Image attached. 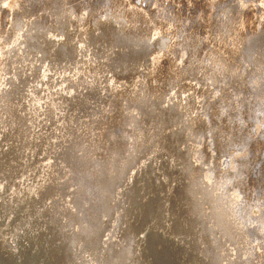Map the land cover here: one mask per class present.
<instances>
[{"label": "water", "instance_id": "1", "mask_svg": "<svg viewBox=\"0 0 264 264\" xmlns=\"http://www.w3.org/2000/svg\"><path fill=\"white\" fill-rule=\"evenodd\" d=\"M54 18L48 15L46 21ZM106 23H85L96 28L93 39L99 38L96 49L103 67L108 63L122 67L128 56L143 60L149 56L139 31L121 33L116 24ZM29 29L47 37L46 29ZM53 30L57 39L48 36L44 47L28 40L25 48L32 60L26 63L32 67L21 68L22 74L16 75L19 90L2 92L1 85L3 113H12L15 132L18 128L28 134L14 141L22 147L20 156L10 176L0 180V205L10 198L21 203L18 211L9 210V216L16 213L14 223L8 218L6 224L5 215L0 216V229L8 226L11 232L6 250L2 246L7 238L1 237L0 264H222L219 248L215 243L210 247L213 238L204 217L213 221L219 212L227 232L236 221L217 205L207 183L203 139L194 135L197 120L182 112L178 100L166 92L147 102L141 96L133 101L136 119L121 117V112L117 122L99 88L75 93V72L70 69L75 62L74 38L60 34L67 28ZM11 55L8 65L0 67L7 84L14 66ZM59 68L63 76L54 77ZM27 144H33L34 168L36 162H42V168L21 176L18 163ZM12 150L10 156L5 151L0 162L9 163L17 151ZM17 178L23 181L20 194L13 190ZM12 184L10 194H5ZM242 241L239 237L240 246ZM239 248L238 259L245 264Z\"/></svg>", "mask_w": 264, "mask_h": 264}, {"label": "bare ground", "instance_id": "2", "mask_svg": "<svg viewBox=\"0 0 264 264\" xmlns=\"http://www.w3.org/2000/svg\"><path fill=\"white\" fill-rule=\"evenodd\" d=\"M2 1L3 0H0V8L2 5L1 4ZM93 4L94 3L91 4V1H88V0H18V6L16 8L17 13L14 16V19L12 21L11 39L8 41V47L3 48V54L1 55L2 64L3 65L6 64L7 66L8 61L10 60L9 55L10 54L13 55L14 54L13 52L15 53L17 52V53L14 54L12 57L14 66L10 70L12 72L8 73V75H10L8 84L5 81L3 74L2 73L0 74V90H2L3 88L2 92H4V90H11L13 93H15L14 90L18 89V85H17L18 80L16 79V75L19 73L22 74L21 68H28L30 64L26 63V61L32 60V56L30 57V55L26 52L27 48H25L28 45V40H31L32 41L31 43H34L36 41V43H38L39 46L44 47V45L46 44V41L48 40V36H49V40L50 38L57 39L56 36H54L55 31L53 29L55 27H57V30H59L60 27L61 29L67 28V32L60 33V34L64 35L66 39H68V36L70 37V39L74 38L72 41V46L74 47V50H75V53H74L75 62H74L73 67L71 68L69 67V68L73 71V73L75 72V75L73 78L74 85H75V93L85 92L89 87L91 90L95 89V87L99 88L100 90L99 93L102 95L103 102H105V104L109 106V109L111 106L114 108V110L111 111V113H114L113 119H115L117 122L120 119L117 116L121 115V112L124 113L123 115H121V117H132L136 119L135 115L137 114V109L134 108L133 101L134 102L135 100L138 101L139 99H141V96H142L141 100L147 102L149 99L156 98L157 96L163 95L166 92L168 93V91L170 90V86L179 84L180 78L183 75H185V77L183 78V80L186 82L185 84L192 83L193 86L191 87L195 88L194 93L197 94V97L199 98L198 100H201L200 105L202 106L201 114L203 116V119H200V123L198 122L196 126V133H194V135L199 134L200 139L201 140L203 139L202 140L203 146L201 147V149L204 152L203 159L205 160L206 158V161H207V146H206L207 139H209L210 141V143H208V146L210 144L211 145L215 144L214 142L215 139L217 142H219L221 139V135L219 134L217 130L218 129L217 121H219V119L223 120L221 119L223 117L222 115L219 114L220 112L218 111L216 112L217 105H218V101H216V97L218 95L214 93L216 91L223 92L222 89L226 87L227 82L224 81L221 84L220 80H222L221 79L222 75L224 76L226 74L227 68L221 65L222 63L219 62L220 60L217 61V63L213 62L214 66L219 64L220 68L219 69L215 68L218 70V71L216 70L217 72H214L215 74H213L210 77L204 78L203 76L199 74L201 68L198 65H200V62L203 64L206 63L205 60H203V62L199 60H194L192 52L186 51L187 57L189 59L186 62V64L182 68H180V70L173 72L174 77L169 78V79L160 78L159 69H158L159 61L157 60L156 57L154 58L152 56L156 55V51L159 48V45L161 46L163 41H155V42H152L150 40L148 41L147 38L142 35L141 37H139V39L141 40L144 39L146 44L149 46L150 53L147 58L143 60V58L135 59V58H131L130 56H128V58L124 56L126 61L123 62L122 67L109 65V63L105 64L103 67L104 62L99 56H97L98 50L96 49L99 38L97 40L96 38L93 39L94 37L93 34H95L93 30L96 28H89V25L85 24L86 20L88 19V13L94 14L96 11H98L95 5ZM227 13H229L228 10H227ZM48 15L50 16L56 15V19L54 18V21L48 23L46 21V17ZM227 16H230V15H227ZM105 17L106 18L104 19L97 18L96 20H92L93 26H96L97 24L101 26L102 22L105 24H108L106 22L111 21L114 24H116V26L119 28L121 33H123V31L124 32L127 31L123 25V22L125 23V19L123 20V22L118 20L119 18H123L121 15L120 16H112V15L109 16L108 14H106ZM226 19L227 18L225 19L222 18V20L220 21V31L221 32L219 33H222L224 35L226 33L230 34L233 31L229 29V25L227 24L228 22L226 21ZM33 26L39 27V29H42V30L46 29V32L48 33L47 37H45L43 34L37 35L33 32V30H30V29L27 30V28H30ZM222 28L224 29V31H222L223 30ZM97 30L99 31V29ZM124 36L130 37L131 35L124 34ZM263 36H264V32H263V35L259 34V37L257 38V42L259 43L264 42ZM80 37L82 39L83 44L81 43V40L79 39ZM60 39L61 38H58V42H60ZM250 41L251 40H248V42L245 41V42L239 43L240 54L238 55V57L240 58L238 59V61H240V64L242 65L241 69L244 70L246 77L243 78L244 81L241 80V83H243L241 87H235L233 85L231 86L232 92H229V97L227 94L226 96L227 98L225 99V103L223 104L226 108H229V110H231L230 109L231 107L233 109H238L240 111H247L250 108H252V100H250L251 99L250 95L252 92L248 94L245 91H243L245 90V86H247L248 83L251 81L250 80L251 77L249 76V72L246 67L247 62H251L249 61L250 59H248L246 56L248 54L249 46L252 43ZM236 49L237 48L235 46L234 50L236 51ZM144 52H145L144 54H146V51ZM260 54H262V57H264L263 52ZM55 59L57 60L58 57L56 56ZM31 67L32 65L30 66V68ZM64 67H68V66H64ZM102 67H103V70H102ZM114 67H116L117 69L116 68L113 69ZM65 69L68 70V68H65ZM229 69L232 70L231 67ZM5 70L7 71L6 68ZM203 70H205V67ZM46 73L50 74L51 72H46ZM217 73H220L221 75ZM56 76L58 77L63 76L60 68L57 70V72L54 73V77ZM131 79L132 81H130ZM205 79H208L209 81H211L210 82L211 88H208V81H206ZM2 84H4V87L1 88ZM217 85L219 86L218 88H216ZM179 88L182 89L180 86ZM183 89L184 91L186 90L185 85H183ZM221 92H219V95H221ZM176 94L178 97L177 100L180 104L179 105L180 110L182 112H185L186 114H189L194 109L193 102L191 100L189 101L182 100L179 93H176ZM29 95L31 97L34 96L33 93ZM233 97L235 99H238L237 101L238 105L236 103H233ZM212 100H215V101H212ZM5 102L6 100L3 98L1 102V98H0V159L2 157L5 158L4 156L5 151H8L7 156H10L14 153V150L10 152L11 149H16L17 151L15 153V156L10 161L12 165L11 167L9 165L10 162L6 163L7 161L5 160L4 163H2V160H1L0 169H4V171L0 172V180L2 179L3 175L6 177L10 176L11 172H13L15 168V163H16L15 159L20 156L19 152H21L22 147L15 146L14 141L19 139L20 134H22V139H24V136L28 134L26 130L24 131L22 130V133L19 132L20 130H18V128L15 132V129H14L15 123H13L14 117L12 116V113H10L9 111L8 112L5 111L3 113L4 110L2 111L3 107L5 106L4 104ZM143 105L144 103L140 105V112H139L140 113L139 119H141V121H142L141 114L143 113V109H142ZM24 107H25V103L23 105V108ZM109 109H108V113H109ZM15 112H18V111H15ZM218 114L220 115L219 119H217ZM111 117L112 115L109 114L107 116V119H111ZM9 120H12L11 122L12 125L10 127L7 126V122H9ZM239 121L235 122L234 124H231L232 126L229 127V129L227 130L226 137L225 135L223 137L224 139H228L227 141L229 142L230 146L233 144L234 145L244 144V141L247 139V137L245 136L246 132L244 131L248 128L246 126L245 127L242 126L244 119L243 121L242 120H239ZM230 123H233V122H230ZM202 128H205V130L203 131ZM10 130H13V131L9 132ZM130 142H132V140ZM137 143L138 142L133 143L132 145L136 147ZM31 145L27 144V147L24 150V154H21L22 155L21 162L18 163L21 176L31 175L37 169L40 171V168H42V162H39V163L36 162L37 167L34 168L32 159H35V157L32 156V154H35V153H33L34 148ZM132 145L130 147H133ZM139 146H140V143L138 144L137 148H139ZM141 151H138L137 154L139 155ZM246 159H247V156L243 158V160L240 161L239 172L238 170H236L234 173L229 172L228 177L225 176L224 174L222 175V173H219V172L216 173L215 170H213V168L211 167V162L209 165H207L208 172H207L206 177L209 176V178H211L213 176V178H211L213 180L212 182L209 179H207V183L211 187H209L208 185L207 186L210 188V190L213 193L216 194L217 198H220V196L221 198L223 197L222 199H224L225 201L224 203H227L226 199H228L229 201H234L233 198L235 199V195H237L238 193L234 189L235 187L238 190H240V186L242 185L241 170H242V165L246 161ZM11 168H13V170H11ZM226 172L228 173V171ZM17 183L18 185L15 184V187L13 190L15 191L17 190V192L20 194L21 190L23 189V186L21 185L23 183L22 179L17 178ZM12 188H13V184L10 185L8 188H6L5 194H10V192L12 191ZM222 202L223 201H217V205L221 206ZM5 203L6 202H3L2 205H0V216L5 215L4 222H6V224H7L8 218L14 223L16 221L15 220L16 213L9 216V210L13 209L15 212L18 211L21 203H19L18 199H11V198L10 200H8V203L4 206ZM227 205H229V203H227ZM233 205L235 206H231V204L229 205V207L227 206L228 208H226V211L228 213L226 215H229L230 213L232 216V219H231L232 221L241 222V224H244V225H246L247 223H250L249 221L251 219L249 220L248 212L246 208L243 207L244 205L239 207L238 202H235V201ZM236 207L238 209H236ZM6 212L7 214H5ZM218 216H221L219 212L217 213V219L214 218L213 221L211 218L204 217L205 224H206L205 226L207 227V233L210 237L212 236L213 238L211 240L212 242L210 241V247L214 248L216 244V246L219 248L220 262L222 264H235V263L242 264V261L238 259L239 253L236 252L234 249H237L238 247H240L239 248L240 251L241 252L243 251V253H245L246 246H247L250 252V245L248 242V233L251 236L253 234V230L250 229L249 227L247 228L246 226H241L242 230L241 232L239 231V237L243 240V244L241 246L240 245L236 246L239 243V238L236 236L233 237V234H231V237H232L231 239L234 240V245H235L234 246L232 245V240L230 239L228 232L222 229L223 225L218 219ZM0 231H1L0 243L4 241V239L1 240V237H3V234H5L7 238L5 245L2 246V249L4 247V250H6L7 247L11 245L9 242V238H8L9 228L8 226H6L4 228H1ZM10 237L12 238V236ZM243 260H246L248 263L250 262L249 258H246Z\"/></svg>", "mask_w": 264, "mask_h": 264}, {"label": "rangeland", "instance_id": "3", "mask_svg": "<svg viewBox=\"0 0 264 264\" xmlns=\"http://www.w3.org/2000/svg\"><path fill=\"white\" fill-rule=\"evenodd\" d=\"M88 1H91V4L94 3L93 5L98 11L94 14L88 13L87 20L104 19L106 14L109 16L121 15L123 18L118 20L123 22L125 19L123 25L126 30L136 29L139 31V35H136L141 37V32L143 33L142 36H145L148 41H163L161 46L159 45L156 55L152 56L159 61L160 78L169 79L174 77L173 72L180 70L189 59L186 51L192 52L194 60L202 62L205 60L206 63L200 62V65L197 64L201 68L199 74L204 78L212 76L220 68L219 64L214 66L213 62L217 63L220 60L221 65L227 68L226 74L222 75V80H220L221 84L224 81L227 82L226 87L221 88L223 92L219 91L221 95L217 91L214 93L218 95L216 97V101H218L216 112H220L219 114L223 117L221 118L223 120H220V115L217 116V119H219L217 130L221 135V139L216 143V146L215 144L208 146L210 141L207 139V161L205 158V166L211 162V167L216 173L219 172L228 177L229 172L234 173L236 170L239 172V163L247 156L241 170L242 187L240 186V190L234 188L238 193L233 200L238 202L239 207L244 205L249 220H251L246 225L235 222L233 228L228 229V232L238 237L241 226L252 229V237L248 233L250 252L246 246V255L242 256V259L249 258L250 262L248 263L245 260V264H264V57L260 54L264 53V42H257L259 34L263 35L264 32V0ZM17 6L18 0H3L0 8V67H2L1 55L3 54V48H6V45L8 46V41L11 39L12 21L17 13ZM227 10L229 13H227ZM222 18H227L226 21L229 29L233 30L232 33H226L225 35L219 33L221 32L220 21ZM248 40H251L252 43L246 56L251 62H247L246 67L251 81L245 86V90H242L248 94L252 92L250 95L252 108L247 111H240L231 107V110H229L223 104L227 94L229 97V92H232L231 86L241 87L243 85L241 80L244 81L243 78L246 77L244 70L241 69L242 65L238 61L240 58L238 57L240 54L239 43L248 42ZM233 46H236V51ZM204 67L205 70H203ZM230 67L232 70L229 69ZM217 74L221 75L220 73ZM184 77L185 75L180 78V85L170 86L168 94L175 101L178 99L176 93H179L182 100H191L194 109L188 116L200 123V119H203L201 100H198L197 94L194 93L195 88L191 87L193 84H185ZM205 80L208 81V88H211V81ZM183 85H185V91ZM218 87L217 85L216 88ZM237 101L238 99L233 97V103L238 105ZM243 119L242 126L248 128L244 129L247 141L245 140L244 144L241 145L233 144L230 146L228 139L223 137L224 135L226 137L227 130L232 126L231 124L239 120L243 121ZM207 177L211 182L213 181L211 179L213 176L211 178ZM213 198L216 201H223L221 207L225 209L230 204L235 206L233 205L234 201L225 198L229 203L227 205V203H224L223 197L217 198L216 194L213 195ZM236 209L238 208L236 207ZM228 217L230 220L232 219L230 213ZM238 245L239 243L236 246ZM235 250L237 252V249Z\"/></svg>", "mask_w": 264, "mask_h": 264}]
</instances>
